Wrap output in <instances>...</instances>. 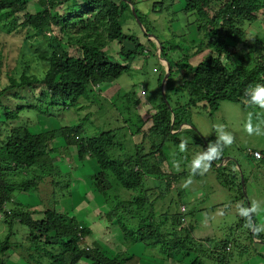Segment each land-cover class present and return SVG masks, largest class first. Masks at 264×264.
<instances>
[{"label":"trees","instance_id":"16d2710c","mask_svg":"<svg viewBox=\"0 0 264 264\" xmlns=\"http://www.w3.org/2000/svg\"><path fill=\"white\" fill-rule=\"evenodd\" d=\"M37 1L40 11L30 14L26 11V0H0V19L14 17L15 14L24 12L23 25H28L31 31L43 33L50 31L52 27L59 28L61 35L67 40V49L61 48L59 39H51L52 50L45 51L41 56L48 64V70L44 74L29 76L23 74L19 78H9L10 86L0 90L4 126L7 122L16 120L21 110L37 111L43 101L45 102L43 105L49 107L60 104L64 107H76L82 97L88 99V96H92V94L87 96L89 87H92V93L98 85L117 81L124 72L128 71L130 64L144 48L134 36L125 34L122 30L127 16L134 18L126 1L135 8L134 0ZM164 1L166 0L155 3L162 7ZM183 2L182 11L197 18L196 26L201 39L195 50L196 55H199L204 47L211 49L215 55L207 56L195 66L189 64L188 56L182 57L176 63L169 61L170 71L164 88L166 101L164 100L154 110L153 124L146 133L150 139L149 153H141V142L126 147L127 152L121 157L109 155L108 153L115 148L120 151L123 145L117 137L118 129H110L94 137L83 136L81 128L76 126H63L59 130L35 134L29 131L28 124H17L10 129L0 130V226L6 227L0 235L1 257L12 250L26 264L82 262L135 264L138 261L135 255L122 251L124 250L122 244L116 247L108 238L97 239L100 236L99 230L103 234L110 226L102 230L98 224L90 227L85 224V227L78 231L79 224L75 217L62 215L55 209H45L42 212V219L33 220L29 212L25 211L26 207L14 202V193L35 192L39 183L44 182L46 177L51 176L54 179L59 175L52 162L56 148L49 146L55 139L61 137L65 145L75 147L77 161L90 159L97 165L95 185L109 206L107 217L109 216L124 234L122 240L124 242L127 239L124 242L127 247L143 243L147 249L152 247V250H156L159 246V254L162 253L168 261L177 254L193 250L202 258L196 257L190 264H207L209 255L205 252L209 253V251H205L204 248L206 244L209 246L210 239L196 241L191 238L192 223L187 222L189 225L185 226L181 222L183 216L179 214L168 216L165 214L166 211L159 215L158 223L152 220L156 213L152 209L153 202L150 201L148 194L152 188H146L144 179L152 182L153 189L158 192V198L163 200L168 196L173 182L180 177V174L166 176L167 174L160 169V163L166 159L163 153L165 144L177 140L176 136L181 132L196 135L201 145L203 142L206 144L210 142L200 139L190 124L189 115L192 108L202 107L207 116H212L219 110L222 102L250 106L245 90L250 85L264 84V55L252 57L246 54L240 58V64L234 67H227L221 58L223 56L229 58L232 54L231 42L234 46L243 43L245 39L243 24L257 20L264 9V0H183ZM59 8L64 10L62 14H57L56 10ZM161 10L159 13L164 12L162 8ZM135 12L143 24V14H140L136 8ZM11 23L14 24V21ZM144 31L147 33L149 30L145 28ZM112 43L119 46L116 56L107 52ZM126 43L132 45V49H126ZM159 43L161 56L166 60L169 56L168 52L182 49L181 45H171L169 40ZM68 47H77L80 54L71 55ZM181 72L183 74L174 86L172 76ZM164 74L165 71L162 70L157 79L159 89ZM35 87L41 90L37 97L32 95ZM6 92L18 96L23 101L30 98L33 103H28L29 105L26 106L18 104L15 110H10L1 102ZM21 93L26 94L21 96ZM184 93L188 98L181 104L178 96ZM170 102L174 104L173 107L170 106ZM181 124L190 127L172 133L177 131ZM140 133V126L132 131V135ZM155 152L158 153L157 159L154 157ZM250 153L246 152L245 158L250 161L255 160ZM220 159L217 162H220ZM217 162H213L212 166L215 167ZM228 165L215 168L216 179L222 186L238 190L242 199L244 196L239 172L232 160L228 161ZM29 170L37 171L39 174L35 175L33 180H16L19 173ZM242 181L245 183L244 176ZM144 186L147 190H144ZM110 190L114 191L112 197L109 196ZM124 192L127 195L129 192L133 194L129 195L130 200L124 199ZM136 212H144V214L147 212L139 217L137 224L132 220ZM170 220L171 229H164ZM242 220L244 223L245 220L243 218ZM113 237L117 238L120 235ZM238 238V235H234L232 240L226 239L218 246L209 247V250H214V264H229L231 250ZM242 238L246 239L243 246L245 250L246 243L253 244V239L264 243L261 234L254 236L248 229ZM238 245L241 247V242L238 241ZM227 247L229 250H226ZM106 248L114 250L117 254L107 255ZM0 264H5L3 258H0Z\"/></svg>","mask_w":264,"mask_h":264},{"label":"rangeland","instance_id":"374dc122","mask_svg":"<svg viewBox=\"0 0 264 264\" xmlns=\"http://www.w3.org/2000/svg\"><path fill=\"white\" fill-rule=\"evenodd\" d=\"M155 2H159V0H134L135 8L140 14H143L144 23L139 26L136 20L128 15L122 30L125 34L134 36L145 49L143 48L142 53L130 64L128 71L124 72L117 81L106 85H98L92 93V87H89L87 96L90 94L92 96H88V99L82 97L76 107H64L62 104L49 107L48 105H43L45 103L43 101L37 111L21 110L17 119L7 122L6 126L2 124H5L4 112L0 107V130L10 129V127L17 124H28L29 131L35 134L37 132L59 130L63 126H76L81 128L83 136L94 137L107 130L118 129L117 137L123 145H121L120 151L115 148L108 153L109 155L121 157L123 153L127 152L126 147H131L132 144H139L141 140V153H149L150 139L146 133L153 124L154 110L159 107L164 98L166 100L165 93L162 95V88L159 89L157 82L162 70L165 71L166 68V64L159 59L161 49L159 42L169 40L171 45L177 44L182 47L180 50L168 52V63L169 61L176 63L182 57L188 56L189 64L195 66L207 56L215 55L211 49H205V47L203 48V52H205L201 56L196 55L195 50L201 39L196 26L197 18L192 14L188 15L180 12L181 8H179L177 0L164 1L163 5H161L162 7L156 5ZM173 5H176V7L173 8ZM161 8L164 12L159 13ZM40 9L37 0H26V11L30 14H36ZM56 12L57 14H62L64 10L59 8ZM261 12L255 22L243 24L245 31L243 43L237 46H234L232 42L230 43L232 54L229 58H226V56L221 58L227 67L239 65L240 58L246 54H250L252 57L264 55V9ZM2 18L3 20L0 19V90L10 86L9 78H19L23 74L29 76L45 73L48 70V64L45 63L41 56L45 51L52 50L53 41L51 39H59L61 48L67 49V40L61 35L57 27H52L50 31L43 33L31 31L28 25H23L24 12L17 13L14 17ZM11 21H14V24H10ZM145 28L149 30L147 37L143 33ZM72 33H74V30H72ZM150 34L154 38L149 36ZM50 35H53L52 38L49 37ZM132 47L128 43L125 44L126 49L130 50ZM107 50L110 55L116 56L119 46L112 43ZM68 51L71 55L80 54L77 47H68ZM182 74L183 72L179 75L173 74L174 86L177 85L178 78ZM33 91L32 95L34 97H37L41 92L37 87ZM5 94L6 96L1 102L9 107L10 110H15L18 104L26 106L29 105L28 103H33L30 98L28 99L29 101L26 100L27 98L23 101L11 93L6 92ZM22 94L25 95L26 93H21V96H23ZM187 98L185 93L178 96L181 104ZM173 105L170 102V106L173 107ZM249 112L257 113L261 119H264V110L258 109L253 105L242 106L239 103L222 102L219 110L212 116H207L202 107L192 108L189 115L190 124L200 139L210 140V142L214 141L216 133L213 125L221 123L226 126L227 131L233 134L234 143L224 149V157H221L220 162L214 161L217 162L215 167L212 166L210 171L202 176H194L192 184L186 188L184 183L190 174L191 160L194 154L204 149L207 144L203 142L201 145L197 136L191 133H178L180 128H188L181 124L177 131H172V133H178L176 136L177 140L165 144L163 153L166 159L160 163V169L167 174L166 176L180 174L179 179L173 182V187L170 189L168 196L160 200L157 190L153 189L152 182L149 179H144L146 188L150 187L153 189L148 194L150 201L153 202L152 209L156 212L155 217L152 219L155 223H158L159 215L165 211L168 216L174 214L184 215L185 222H181L185 226L188 224L187 222L192 223L196 237L210 238L209 246L206 244L204 248L205 251L218 246L223 240H232L234 235H238V241L241 242L242 246L238 245V241L233 246L229 256L232 259L229 264H237L242 258L244 259L238 264L252 263V258L255 257L251 255L250 250L251 248L257 250L253 248L255 246L254 243H246L248 255L246 254V257L242 256L240 258L239 250H245L243 246L246 239L242 237L246 235L247 228L244 227L245 222L243 223V220L241 221L242 218L237 214L236 204L242 201L247 205L252 199L264 203V158L259 161H250L245 158L246 152L250 153L254 150L260 151L264 157V136H249L244 131L243 126ZM138 126L141 127L140 134L143 139L141 135H132V131ZM182 138L188 141L187 151L183 153L178 149ZM49 148H56V152L52 155V162L59 171V175L54 177V179L51 176L46 177L44 182L39 183L35 192L14 193V202L26 207L25 211L29 212L33 220L42 219V212L45 209H55L62 215L75 217L79 226L83 228L85 224L88 227L98 224L102 227V230L106 229V226H110L109 230H104L103 234L99 230L100 236L97 239L108 238L109 242L115 244L116 247L122 244L124 249L126 246L124 242L127 239L123 242L122 236L124 234L120 232L115 222L111 221L112 219L110 220L109 216L107 217L110 211L109 206L95 185L97 165L90 159L83 162L77 161L75 147L65 145L61 137L55 139ZM155 154L154 157L157 159L158 153L155 152ZM228 160H232L235 163L239 177L244 176L245 178V183H243L242 187L244 198L242 199L238 190L228 189L216 179L215 168L228 165ZM37 174H39L37 171L29 170L19 173L16 176V180H33ZM146 188L144 186V190ZM128 194L132 193L129 192ZM129 195L124 192V199L130 200L131 197ZM109 196H114L113 190L109 191ZM155 199L157 200L155 201ZM182 207L185 208L184 213L181 212ZM186 209L190 211L189 214ZM145 214L144 212H136L134 214L135 218L132 219L133 223L137 224L139 217ZM254 220L257 223H264V213L254 217ZM171 227L170 220L164 229L168 230ZM5 229L6 227L3 225L0 226V235ZM13 230L16 231L15 228ZM114 235H120V237H117L120 240L113 237ZM261 235L264 237V233ZM95 236L98 235L95 234ZM135 245L139 247V250L136 249L135 252L126 249L122 250L134 254L138 258L135 264L142 263L143 260L154 264H171L163 257L162 253L159 254V246L156 247V250H152V247L147 249L143 243H136ZM256 247L259 250H264V245ZM105 252L106 254L108 252L107 255L117 254L114 253V250H108L107 248ZM0 258L5 260V264H26L12 250L4 257L0 255ZM235 260L237 261L236 263L234 262ZM80 264H87V262Z\"/></svg>","mask_w":264,"mask_h":264},{"label":"clouds","instance_id":"9594fccd","mask_svg":"<svg viewBox=\"0 0 264 264\" xmlns=\"http://www.w3.org/2000/svg\"><path fill=\"white\" fill-rule=\"evenodd\" d=\"M245 92L250 105L264 110V84L257 83L254 86L250 85ZM243 127L244 131L249 136H264V119H261L257 113L249 112ZM213 128L216 133V139L209 142L206 148L194 154L190 163L189 177L184 183V187L186 188L192 184V178L194 176H202L209 172L213 162L222 157L224 149L226 147H230L234 143L235 138L231 132L226 130L225 125L216 123L213 125ZM187 144V139L182 138L180 140L178 149L181 153L187 151ZM236 211L237 214L245 220L244 227L250 230L254 236H259L264 233V223H257L254 220V217L264 213V203L256 199H252L247 205H245V203L241 201L236 204Z\"/></svg>","mask_w":264,"mask_h":264},{"label":"crops","instance_id":"0c3cea01","mask_svg":"<svg viewBox=\"0 0 264 264\" xmlns=\"http://www.w3.org/2000/svg\"><path fill=\"white\" fill-rule=\"evenodd\" d=\"M172 1H174V0H172ZM166 2H167V0H166ZM170 4V3H169ZM177 4L179 5V8H181L180 10V12H183L182 11V9H183V7H184V2H183V0H177ZM176 7V5H173V8H175ZM184 13V12H183ZM205 52V51H204ZM203 51L200 53V55H198V56H201V54H203L204 53ZM181 130V129H180ZM179 130V131H180ZM138 135H141V134H138ZM141 138H142V135H141ZM141 142H142V140H141ZM187 210V209H186ZM188 214H189V212L190 211H186ZM208 230H210L209 228H208ZM211 231V230H210ZM191 238H193L194 240H198V241H200V240H206L207 239V241L210 239L209 237H202V236H195V232H194V230H193V232H192V234H191ZM253 243L255 244V246L253 247V248H255V249H257V250H253L252 248H251V250H250V253H251V255H253L255 258H252V263H250V262H248L247 264H264V250H259L256 246H263L264 245V243H261L260 242V240H257V239H253ZM125 249H127V250H131L132 252H135V250L136 249H138L139 250V247L137 246V245H132V246H130V247H126L125 246V248H124V250ZM209 251V253L208 252H205V254H208L209 256L207 257V264H208V262H209V264H214V262H215V255H214V250H208ZM232 251V250H231ZM245 251V253H243V250H239V255H240V258L243 256H247L248 254V250H244ZM201 253V252H200ZM137 254H139V253H137ZM245 254V255H244ZM247 254V255H246ZM134 255V254H133ZM139 255H141V254H139ZM196 257H198V258H202L201 257V255L199 254H196L193 250H191V251H189V252H183V253H180V254H177V255H175V256H173V258L172 259H170L169 260V262L171 263V264H190ZM250 257V256H249ZM251 258V257H250ZM232 259V258H231ZM244 258H242L241 259V261H239L238 263H240V262H242V260H243ZM206 260V259H205ZM235 263L237 262L236 260L234 261ZM237 263V264H238ZM138 264H154V263H149L148 261H145V260H143V262L142 263H138Z\"/></svg>","mask_w":264,"mask_h":264},{"label":"water","instance_id":"95a60500","mask_svg":"<svg viewBox=\"0 0 264 264\" xmlns=\"http://www.w3.org/2000/svg\"><path fill=\"white\" fill-rule=\"evenodd\" d=\"M126 2L129 4L130 10H131V12H132V14H133V16H134V18H135L137 24H138L139 26H141V22H140V20H139L137 14H136V12H135V8L133 7V5H132L130 2H128V1H126ZM142 31H143V29H142ZM143 33L146 34V35H148L147 33H145V31H143ZM149 36H152V37L154 38V36H153L152 34H150ZM157 45H158V44H157ZM157 47H158V46H157ZM159 54H160L159 59H160L163 63L166 64L165 74H164V77L162 78V81H161L162 95H164V87H165V83H166V81H167V79H168V76H169L170 66H169V64H168V61H167L164 57L161 56V49H160V53H159ZM164 100H165V98H164ZM165 101H166V100H165ZM184 125L187 126L188 128L190 127V126H188V125H186V124H184ZM241 183H242V187H243L242 176H241ZM260 242L263 243L262 241H260Z\"/></svg>","mask_w":264,"mask_h":264},{"label":"built area","instance_id":"2783aa9c","mask_svg":"<svg viewBox=\"0 0 264 264\" xmlns=\"http://www.w3.org/2000/svg\"><path fill=\"white\" fill-rule=\"evenodd\" d=\"M252 156H253V158L255 159V160H261L262 158H263V155H262V153L260 152V151H253V152H251L250 153ZM181 212H185V208L184 207H182L181 208ZM181 221L182 222H185V219L184 218H181ZM83 229V227H81V226H79L78 225V231H81ZM87 249V248H86ZM226 250H229V247H227L226 248Z\"/></svg>","mask_w":264,"mask_h":264}]
</instances>
